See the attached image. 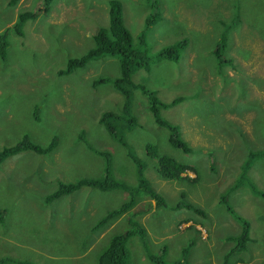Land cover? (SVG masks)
Here are the masks:
<instances>
[{"label":"rangeland","instance_id":"1","mask_svg":"<svg viewBox=\"0 0 264 264\" xmlns=\"http://www.w3.org/2000/svg\"><path fill=\"white\" fill-rule=\"evenodd\" d=\"M9 1L0 0V34L8 31L6 55L0 58V149L23 136L40 146L57 136V146L48 156L26 151L1 164L0 259L96 264L111 236L131 229L134 221L146 229V236L145 241L139 236L128 240V264H151L148 255L174 264L184 248L188 263L223 264L232 244L226 237L239 230L237 216L249 222L250 242L230 264H264V157L240 175L249 150L264 148V0H158L161 19L149 28L146 0H117L134 44L145 30L150 70H138L133 80L156 92L162 102L184 97L161 116L179 126L188 153L169 144V131L156 125L146 97L133 90L130 110L138 124L125 130V137L143 164L147 183L164 197L165 207L157 209L144 190H137V165L99 121L104 111L120 113L123 97L111 85L93 88L91 83L118 75L119 58L60 74L69 59L94 46V33L108 26L112 0H54L48 13L18 31V15L35 10L41 0ZM224 30L228 39L223 55L232 65L219 66L212 48ZM180 40L187 44L177 62L158 60L163 48ZM86 141L111 153V176L135 198L123 215L94 232L96 221L127 200L129 191L84 186L44 202L60 183L104 177L103 159ZM146 143L189 166L182 176L197 177V182L160 178L155 160L145 153ZM181 191L203 215L173 209ZM224 195L236 216L221 203Z\"/></svg>","mask_w":264,"mask_h":264},{"label":"trees","instance_id":"2","mask_svg":"<svg viewBox=\"0 0 264 264\" xmlns=\"http://www.w3.org/2000/svg\"><path fill=\"white\" fill-rule=\"evenodd\" d=\"M54 0H41L40 6L35 8L33 11H24L18 15L17 23L15 24V29L21 28L27 21L35 20L39 15L43 13H48L50 6ZM17 0H10L9 3L14 4ZM151 8L150 13L145 18V27L156 24L161 19L159 1L158 0H146ZM109 23L107 27L99 28L93 35L94 46L88 49L83 55L77 58H71L66 63V68L60 71L62 75H68L75 72L78 69L85 67L89 62L99 61L108 57L119 58V74L112 76H102L95 78L91 85L93 88L102 85H111L120 93L123 97V102L121 106L120 113L114 112L112 110L104 111L100 116V123L110 136L111 140L123 147L127 156L135 163L138 167V188L137 190H144L149 197L154 200L155 207L163 206L165 207L164 197L158 194L153 188L149 186L146 178L142 173L143 164L141 160L136 156L133 149L128 145L125 130L133 129L137 124V118L130 110L133 90L138 89L147 99L148 109L153 117L154 122L157 126L166 128L169 131L168 142L176 150L188 153L191 151L186 141L181 137L179 126L172 124L168 120L161 116V111L171 108L178 103L182 102L184 97H176L170 102H162L158 99L156 92L150 90L142 83H137L133 80V75L140 69L145 71L150 70V56L146 50V38L145 30L140 32L137 37V44L133 43L132 36L128 29L125 27L122 18V6L119 1L112 0L109 2L108 10ZM237 20V15H235ZM231 26L235 25V21H232ZM228 26V25H227ZM226 26V27H227ZM230 28V27H229ZM7 30L0 34V58L4 59L6 55V37ZM227 30H224L219 38L217 39L214 47L212 48V55L219 66L232 65V61L224 57L223 52L227 48ZM186 40H180L172 45L163 48L158 54L157 58L159 61L162 59H167L169 61L177 62L180 58L181 52L186 47ZM34 115L38 118V108L35 109ZM80 138V137H79ZM82 138V137H81ZM80 138V140H81ZM85 141V138H84ZM86 145L96 154L103 159L104 164V177L103 178H82L72 183H60L58 188L50 195L44 198V202L48 204L49 202L58 199L62 195H69L73 192L79 190L81 187L95 188L101 191H109L111 189H125L129 191L130 196L127 200L123 201L118 207L107 211L101 218H99L96 223L92 226V231L100 229V227L107 224L112 219L123 215L128 209H130L134 203L135 198L133 191L128 189L124 183L117 181L113 176H111V153L107 151L95 150L86 141ZM57 146V136H54L50 143L46 146H40L29 140L27 136H23L22 140L16 144L8 147H3L0 149V166L1 164L22 152L32 151L39 156H48L51 154ZM145 153L150 158L155 160V169L158 176L165 180H181L187 181L188 183H196L197 177L190 179L187 176H182L188 167L176 160L175 158L162 154L159 152L157 146L146 143ZM264 157V148L250 149L246 155L245 165L243 171L240 175H245L247 169L250 168L251 164L260 158ZM216 170V169H215ZM214 169L212 171H215ZM113 177V178H112ZM245 178V176H244ZM237 187V184L230 187L226 194L232 191L233 188ZM224 195L221 198V203L231 212L233 216H236L233 208L228 205L225 200ZM177 203L174 205L173 209L185 208L190 211H195L196 213L202 214L203 211L197 209L193 204L185 200V193L181 191L177 196ZM167 207V206H166ZM161 209V208H160ZM3 213V211H1ZM205 215V214H204ZM239 223V230L233 234L226 237L231 244V247L227 249L224 256L223 264H230L231 257L233 255L239 254L244 251L247 247V243L250 242V226L249 222L243 218L236 216ZM131 229L125 231L122 234H115L111 236L108 244L96 258V264H128L129 251L127 250L126 244L129 239L134 236H139L145 241L146 229L138 222L130 223ZM144 248H146L145 243H143ZM165 251V247L163 246ZM188 249L184 248L181 252L182 259L178 260L174 264H191L188 263L185 255ZM54 257H52L53 259ZM148 259L151 264H166L165 260L162 258H156L154 256L148 255ZM0 264H34L30 261L17 260L12 258L0 259ZM234 264V263H232Z\"/></svg>","mask_w":264,"mask_h":264}]
</instances>
